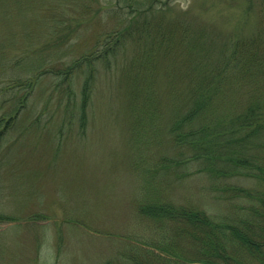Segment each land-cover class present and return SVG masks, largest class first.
I'll use <instances>...</instances> for the list:
<instances>
[{
    "label": "trees",
    "instance_id": "trees-1",
    "mask_svg": "<svg viewBox=\"0 0 264 264\" xmlns=\"http://www.w3.org/2000/svg\"><path fill=\"white\" fill-rule=\"evenodd\" d=\"M170 4L116 0L100 16L107 26L83 52L74 50L73 38L80 42L95 22L79 21V27L65 17L60 21L63 13L44 16L43 40L7 51L8 68L0 71V162L18 138L10 140L22 118L31 133L48 131L53 125L48 123L57 121L56 137H65L72 125L84 135L102 73L121 72L154 46L172 48L169 33L178 32L163 27L180 26L194 79H187L167 121L170 147L152 148L148 133L132 143L143 159L155 155L144 168L136 157L131 161L133 178L147 187L120 205L122 249L102 264H264V0H249L258 18L249 33H220L183 17L172 19ZM38 55L42 59L36 61ZM44 82L45 93L39 91ZM147 95L153 104L151 87ZM37 218L29 219L35 230L41 227ZM67 218L63 224L75 231L87 224ZM14 220L18 217L0 212V224ZM106 232L99 237L114 236Z\"/></svg>",
    "mask_w": 264,
    "mask_h": 264
},
{
    "label": "rangeland",
    "instance_id": "rangeland-1",
    "mask_svg": "<svg viewBox=\"0 0 264 264\" xmlns=\"http://www.w3.org/2000/svg\"><path fill=\"white\" fill-rule=\"evenodd\" d=\"M113 2L116 0H0V71L8 68L6 52L36 42L47 28L42 18H54L57 13H63L60 21L65 17L69 25L95 22L80 42L79 37L73 38L78 43L74 50L83 52L107 26L100 16H106ZM85 4L87 10L81 12ZM168 7L170 18L183 17V21L206 25L215 32L249 33L257 26V11L249 0H171ZM78 26L75 32H80ZM159 26L155 24L157 30ZM164 28L178 32L169 33L172 48L154 46L139 61L131 58L121 72L102 73L84 135L75 133L77 126L72 125L65 137H56L57 121H50L51 128L39 134L31 133L33 128L23 118L16 125L10 140L18 138L10 141L0 162V212L18 220L0 224V264H102L109 254L121 251L118 235L124 234L120 222L125 210L120 205L124 199H133L137 189L147 187L133 178L131 161L136 157L138 167L144 168L155 155L149 152L143 159L135 154L132 143L146 139L143 134L148 133L152 148L170 147L167 121L173 105L186 92L187 79L193 80L195 75L180 26L168 23ZM42 40L43 36L39 42ZM47 85L40 84L39 91L45 93ZM149 87L153 104L147 95ZM36 216L41 226L37 230L29 221ZM66 216L86 222V228L75 231L65 226ZM104 230L114 236L101 239Z\"/></svg>",
    "mask_w": 264,
    "mask_h": 264
}]
</instances>
